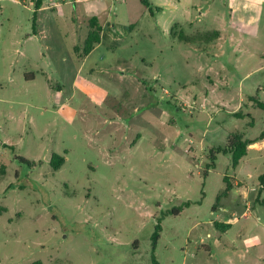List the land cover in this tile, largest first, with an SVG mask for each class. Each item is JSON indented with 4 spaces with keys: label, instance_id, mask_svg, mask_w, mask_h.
<instances>
[{
    "label": "rangeland",
    "instance_id": "obj_1",
    "mask_svg": "<svg viewBox=\"0 0 264 264\" xmlns=\"http://www.w3.org/2000/svg\"><path fill=\"white\" fill-rule=\"evenodd\" d=\"M35 1L0 0V264H264V40L215 58L205 39L164 34L140 0H44L45 37ZM83 6L139 26L79 61ZM232 134L259 144L235 168L216 152Z\"/></svg>",
    "mask_w": 264,
    "mask_h": 264
},
{
    "label": "crops",
    "instance_id": "obj_2",
    "mask_svg": "<svg viewBox=\"0 0 264 264\" xmlns=\"http://www.w3.org/2000/svg\"><path fill=\"white\" fill-rule=\"evenodd\" d=\"M202 1L203 0H164L163 4L155 5L149 0L153 7V12H149V14L151 18L155 20L156 25L154 26L159 27L163 33L167 34L169 37L181 42H186L181 40L182 35L187 37L207 35L209 41H211L210 43H212L213 47L217 50V54L214 56L215 58L223 57L228 51L232 55H236V51L245 44L256 46L263 42V33L260 29L261 22L264 19V0H207L208 5L206 7H203L202 4L204 2ZM75 8L78 10L77 6H75ZM194 9L196 10L197 15H194ZM42 10L43 7L38 12ZM60 10L61 9L59 8L54 11L58 14V17L60 16L59 13L63 14V11ZM84 11L86 13L84 22L87 29L86 35L89 33L90 19L97 17L102 25V38L104 42L97 45L88 56L82 59V62L88 60L100 47H103L106 50H115L118 47L125 45L128 39H132L131 32L139 26L140 18L139 20L137 19V22L130 24L129 30L126 34L123 29H118L117 25H111L100 15L94 14L89 7L83 6L79 9V12ZM80 18V16H77L75 21L79 23L78 21L81 20ZM204 21H211V24L215 29L198 32L192 36L186 35L183 31L184 26L194 27L197 23H202ZM132 25L135 26L134 29L131 28ZM78 26L79 25H77L76 29L72 31V36H77L78 30L80 29ZM47 32L45 26H38L37 23V31L34 35H44L46 37V35H48ZM216 33H218V36ZM67 35L69 36L70 34ZM86 38L87 36H84V42ZM197 51V49H194L193 52ZM246 52L250 53L251 58L255 56L249 46L246 47ZM201 53L202 52L199 54L197 53V55L201 56ZM72 54L78 59L74 51H72ZM263 56L264 51L262 53V60L264 61ZM236 57L237 59L241 58V56L238 55H236ZM227 67L226 64L216 65L208 63L206 68L203 69L209 73L212 72L221 75ZM231 67L235 70L237 69L235 65ZM155 77L158 83L161 76L156 73ZM90 96H92V94H90ZM93 99L100 102L99 98L96 99L93 97ZM251 148H259V144L256 143L251 145L248 151Z\"/></svg>",
    "mask_w": 264,
    "mask_h": 264
},
{
    "label": "trees",
    "instance_id": "obj_3",
    "mask_svg": "<svg viewBox=\"0 0 264 264\" xmlns=\"http://www.w3.org/2000/svg\"><path fill=\"white\" fill-rule=\"evenodd\" d=\"M141 3L149 10L150 13L153 12V7L152 4L149 2V0H140ZM43 2L44 0H36L34 3V23H33V27H34V33L36 32V25H37V15H38V11L43 7ZM218 36V33H216ZM205 39L208 42L209 41V37H207V35L205 36H199V38H197V36L195 37H187L182 35L181 36V40H184L186 42L189 41H195L197 39ZM103 38H102V25L100 24L99 20L97 17H93L92 19H90L89 22V33L87 35V38L84 42L83 45V49L82 51L79 53H77V50L74 51L75 55H77L78 59L82 60L83 58H85L86 56H88L93 50L94 48L103 43ZM264 58V56H263ZM257 106L264 111V103L262 102H258ZM259 140H264V131L261 134V136L259 137ZM257 140H250V139H245L243 135L241 134H232L228 137L227 140V145L225 148H218L216 149V152L218 153H223V154H230L232 156V161H233V166L234 168L237 167L240 164V161L247 156L248 154V149L251 145L256 144ZM65 163V158L54 154L52 156L51 159V165L55 170H59ZM260 182H261V190L264 191V175L261 176L260 178ZM231 188V186L229 185V189ZM228 228L231 227V225H227ZM161 224H158L155 230V233L153 234V251H155L158 240L160 238V233H161ZM155 264H157L156 261H154Z\"/></svg>",
    "mask_w": 264,
    "mask_h": 264
}]
</instances>
